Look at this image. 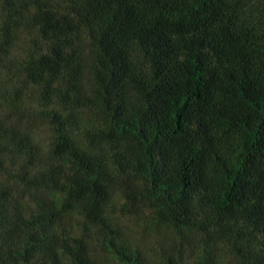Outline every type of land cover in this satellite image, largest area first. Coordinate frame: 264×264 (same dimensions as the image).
Here are the masks:
<instances>
[{
  "label": "trees",
  "instance_id": "16d2710c",
  "mask_svg": "<svg viewBox=\"0 0 264 264\" xmlns=\"http://www.w3.org/2000/svg\"><path fill=\"white\" fill-rule=\"evenodd\" d=\"M0 70V264H264V0H0Z\"/></svg>",
  "mask_w": 264,
  "mask_h": 264
},
{
  "label": "rangeland",
  "instance_id": "374dc122",
  "mask_svg": "<svg viewBox=\"0 0 264 264\" xmlns=\"http://www.w3.org/2000/svg\"><path fill=\"white\" fill-rule=\"evenodd\" d=\"M22 50V42L19 41L15 44L13 49L11 50V54L16 56L18 55V51ZM0 70V78H6L8 75H5V70ZM35 135L37 138L44 142L47 139L48 132L45 128H37L35 129ZM4 177L3 172L0 170V180ZM16 197L22 203H27L29 201L27 196H24L22 190H17ZM115 198H119V194L114 196ZM119 213H116L117 220L122 227L123 233L127 235L134 243L139 244L145 253L151 258L153 261H157L156 252L157 247L161 244L164 246H168L171 242V239L168 236H165L163 231L159 229L157 226H153L152 224H148L147 219L148 216L140 213L139 215H125L124 217L118 216ZM93 254L97 259L99 264H123L119 259H117L111 252L105 250L103 247L96 245Z\"/></svg>",
  "mask_w": 264,
  "mask_h": 264
}]
</instances>
